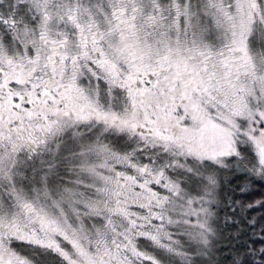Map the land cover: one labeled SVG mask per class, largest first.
Wrapping results in <instances>:
<instances>
[{"label":"snow or ice","instance_id":"6c2138e0","mask_svg":"<svg viewBox=\"0 0 264 264\" xmlns=\"http://www.w3.org/2000/svg\"><path fill=\"white\" fill-rule=\"evenodd\" d=\"M0 264H264V0H0Z\"/></svg>","mask_w":264,"mask_h":264}]
</instances>
